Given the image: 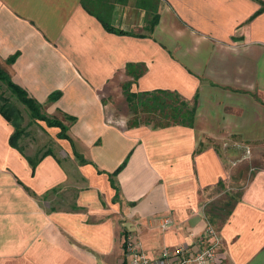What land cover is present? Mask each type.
Wrapping results in <instances>:
<instances>
[{
  "label": "crops",
  "instance_id": "1",
  "mask_svg": "<svg viewBox=\"0 0 264 264\" xmlns=\"http://www.w3.org/2000/svg\"><path fill=\"white\" fill-rule=\"evenodd\" d=\"M0 68L41 105L60 92L48 113L75 119L72 159L32 174L0 116V264H128L129 234L157 257L236 191L214 227L219 264H264V0H0ZM127 84L175 93L192 126L109 120Z\"/></svg>",
  "mask_w": 264,
  "mask_h": 264
},
{
  "label": "trees",
  "instance_id": "2",
  "mask_svg": "<svg viewBox=\"0 0 264 264\" xmlns=\"http://www.w3.org/2000/svg\"><path fill=\"white\" fill-rule=\"evenodd\" d=\"M105 29L110 32L114 31L109 27ZM116 33L122 34V32L120 31H116ZM13 60L14 57L9 58L7 60V63H11ZM141 73L142 70H139L137 72L138 75H140ZM134 76L136 79L137 75ZM0 82L4 83L7 86L8 90H10L11 93L16 96L18 101L29 110L30 116L33 120L44 122L48 128H58V139L66 140L72 146V141L67 135V126L62 124L57 119L49 118L48 116L44 115L41 112L42 105L29 97L27 92L23 88L16 85L11 80L9 75L1 68ZM122 90L124 101L128 110L126 119V126L128 129L136 128L141 125L150 126L152 129H163L170 126H192L195 108L189 107L187 103L180 99L179 96L175 93L164 90L134 93L130 92L129 84L124 85ZM60 95V92L52 93L47 99L48 103L57 101ZM0 116L13 128V133L8 140L9 146L18 151L25 158L32 170V174L34 173L37 165L45 157H54V155L50 151L46 152L36 159L25 155L23 149L18 145V140L23 135V130L21 129L23 116L20 110L3 95H0ZM66 119L71 122L75 120L73 117L69 116ZM73 154L77 159L80 160L83 165L89 164V162L85 161L75 151H73ZM126 162L127 160H125L111 175H109L111 187L116 191L115 199L118 197V189L114 186L112 178L123 170ZM209 223H211V221H209Z\"/></svg>",
  "mask_w": 264,
  "mask_h": 264
},
{
  "label": "rangeland",
  "instance_id": "3",
  "mask_svg": "<svg viewBox=\"0 0 264 264\" xmlns=\"http://www.w3.org/2000/svg\"><path fill=\"white\" fill-rule=\"evenodd\" d=\"M108 93L105 92V96H107ZM0 95H3L5 98H8L10 102L15 105L21 112L23 116V121L21 123V129L23 130V135L18 140V145L23 149L26 156H30L34 159L39 158L41 155L45 154L46 152L50 151L54 155V159L57 160L59 163L61 161H66L72 159L71 152L68 150L67 143L62 141L61 139H58L57 135L59 133L58 128H48L44 122H38L31 118L29 110L21 104L15 95L11 93L10 90H8L7 86L0 82ZM105 96L103 98H105ZM47 104L45 103L42 105L41 112L48 116L49 118L57 119L62 124H64L62 121H67L66 118L62 117L59 113H53L49 114L47 109ZM107 115H109V120H118L124 115L125 113L128 114V110L126 107V104L124 103H107ZM111 120V121H112ZM88 154L89 151H87ZM264 155V150L260 152V154ZM87 154V155H88ZM76 159V158H75ZM66 195L65 200L66 203L71 204L74 198L73 189H66ZM236 192H227L225 197H223L217 204L213 203L211 207V212L214 208L221 209L220 212H217V215H215V219L213 218V223L211 224L213 227H217L220 225L221 221L225 219V213L227 212V202L230 201L231 197H235ZM231 195V196H230ZM225 205V207H224ZM53 206V204L51 205ZM217 206V207H216ZM213 215L214 214H211ZM127 232H123L122 235L126 236Z\"/></svg>",
  "mask_w": 264,
  "mask_h": 264
},
{
  "label": "built area",
  "instance_id": "4",
  "mask_svg": "<svg viewBox=\"0 0 264 264\" xmlns=\"http://www.w3.org/2000/svg\"><path fill=\"white\" fill-rule=\"evenodd\" d=\"M172 220L165 218L160 224L166 230ZM175 247H163L157 257H151L128 235L124 241V255L128 264H219L221 261V238L218 231L208 223L199 237Z\"/></svg>",
  "mask_w": 264,
  "mask_h": 264
}]
</instances>
